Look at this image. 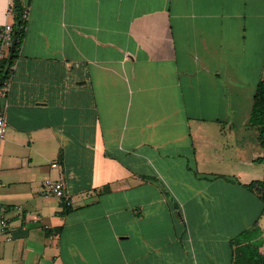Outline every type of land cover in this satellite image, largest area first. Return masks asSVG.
I'll return each mask as SVG.
<instances>
[{
  "label": "crops",
  "instance_id": "obj_1",
  "mask_svg": "<svg viewBox=\"0 0 264 264\" xmlns=\"http://www.w3.org/2000/svg\"><path fill=\"white\" fill-rule=\"evenodd\" d=\"M20 1L0 264H220V230L264 225V0Z\"/></svg>",
  "mask_w": 264,
  "mask_h": 264
},
{
  "label": "trees",
  "instance_id": "obj_2",
  "mask_svg": "<svg viewBox=\"0 0 264 264\" xmlns=\"http://www.w3.org/2000/svg\"><path fill=\"white\" fill-rule=\"evenodd\" d=\"M27 7L28 6L24 5L20 0H15L14 22L16 28L21 25L23 11ZM22 34H25V30H22ZM19 44H21V41L20 43L16 42V45ZM16 57L17 54H14L13 59ZM8 63L7 59H0V78L3 73L7 72ZM248 125L255 131V141L261 151L260 155L255 160L264 164V79H261L257 84ZM247 186L258 194L264 211V177L262 179L251 181ZM263 232L264 229L259 225H256L253 228L245 229L240 233L237 239L239 240L238 247L240 251L244 252L247 256V259L243 261V264H264ZM258 234L260 235L257 236Z\"/></svg>",
  "mask_w": 264,
  "mask_h": 264
},
{
  "label": "built area",
  "instance_id": "obj_3",
  "mask_svg": "<svg viewBox=\"0 0 264 264\" xmlns=\"http://www.w3.org/2000/svg\"><path fill=\"white\" fill-rule=\"evenodd\" d=\"M7 12L9 15L14 17L15 0H10ZM28 18L29 9L27 7L23 11L22 23L19 27L16 28L15 22L12 20L6 22L0 31V59H7L9 62L7 72L3 73L0 78V153L8 128L5 108L16 60V58L13 59V55L17 54V52L20 50L21 44L16 45V42L20 43L21 41L22 43L24 37L22 30L26 29ZM53 165L56 166L57 163H54ZM43 190L46 194L56 195L58 197H63L66 193L64 182L58 179L47 181L44 184ZM0 210H6L1 203ZM1 221L4 226L7 225V218L4 214L2 215Z\"/></svg>",
  "mask_w": 264,
  "mask_h": 264
},
{
  "label": "rangeland",
  "instance_id": "obj_4",
  "mask_svg": "<svg viewBox=\"0 0 264 264\" xmlns=\"http://www.w3.org/2000/svg\"><path fill=\"white\" fill-rule=\"evenodd\" d=\"M260 227H262L264 229V225H262ZM218 235H219V240H221V241H222V239L224 240V245L220 244V250H219L220 264H226V263L230 264L231 257H232V259H234L232 264H236L237 259L239 261H241L242 263H243V261H245L247 259V256L245 255V253L241 252L238 246H237V249H236V247H235V249H232V245L236 246L239 243V240L235 239L234 242L230 243V246L228 249L227 248L228 245L225 243L228 239L226 232L223 231V229H222V230H220ZM259 235L260 234H258L257 236H259ZM222 246H223V248H222Z\"/></svg>",
  "mask_w": 264,
  "mask_h": 264
}]
</instances>
